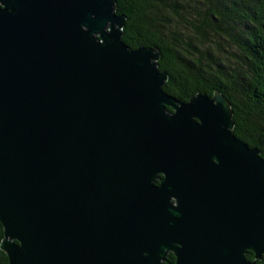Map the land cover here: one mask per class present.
<instances>
[{
    "label": "water",
    "instance_id": "95a60500",
    "mask_svg": "<svg viewBox=\"0 0 264 264\" xmlns=\"http://www.w3.org/2000/svg\"><path fill=\"white\" fill-rule=\"evenodd\" d=\"M125 18L116 0H0L8 264H256L264 157L220 91L165 92L158 49L127 46Z\"/></svg>",
    "mask_w": 264,
    "mask_h": 264
},
{
    "label": "trees",
    "instance_id": "16d2710c",
    "mask_svg": "<svg viewBox=\"0 0 264 264\" xmlns=\"http://www.w3.org/2000/svg\"><path fill=\"white\" fill-rule=\"evenodd\" d=\"M116 13L126 17L127 46L158 49L165 92L187 100L220 91L233 133L264 157V0H116ZM0 264H8L1 248Z\"/></svg>",
    "mask_w": 264,
    "mask_h": 264
},
{
    "label": "flooded vegetation",
    "instance_id": "af4514ba",
    "mask_svg": "<svg viewBox=\"0 0 264 264\" xmlns=\"http://www.w3.org/2000/svg\"><path fill=\"white\" fill-rule=\"evenodd\" d=\"M190 98H188L187 100H180L178 98H176V99H178V100H180L182 102H187ZM167 110L169 112H171V113L173 112V108L171 106H167ZM163 177H164V173L162 171L157 172L156 175H155V177L152 179V183L154 185H160L161 180H162ZM169 198H170V200L172 202L176 203V196L175 195H173L172 193H170ZM174 245L175 246H178L176 243ZM246 257H247V254H246ZM175 261H176V256H175L174 252L173 251H168L165 254L164 259H162V264H175Z\"/></svg>",
    "mask_w": 264,
    "mask_h": 264
}]
</instances>
